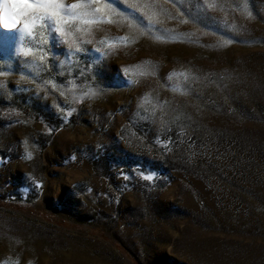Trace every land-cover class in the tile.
Here are the masks:
<instances>
[{
    "label": "rangeland",
    "instance_id": "1",
    "mask_svg": "<svg viewBox=\"0 0 264 264\" xmlns=\"http://www.w3.org/2000/svg\"><path fill=\"white\" fill-rule=\"evenodd\" d=\"M105 2L136 27L94 25L71 59L51 28L22 44L0 29V264H264V0ZM42 32L33 79L41 53L14 52ZM125 35L89 74L95 42ZM142 61L156 74L127 86L122 69ZM173 70L192 73L187 94L170 90ZM53 77L103 91L65 117L70 96L37 92ZM144 93L162 105L148 119Z\"/></svg>",
    "mask_w": 264,
    "mask_h": 264
},
{
    "label": "snow or ice",
    "instance_id": "2",
    "mask_svg": "<svg viewBox=\"0 0 264 264\" xmlns=\"http://www.w3.org/2000/svg\"><path fill=\"white\" fill-rule=\"evenodd\" d=\"M130 7H136L135 4L129 5ZM209 8L215 7L214 4H208ZM120 16L121 20L128 23L130 28L136 26L122 17L120 13L105 0H75L71 4H66L65 0H0V29L7 31H17L20 37V43L22 44L26 37H33L34 29L37 25L41 29L47 31L49 28L56 34L58 40L67 45L68 58L77 53L83 52L84 45L92 44L94 41L91 39L92 27L101 23H114L116 22L113 17ZM149 19L155 23L152 17ZM140 34L143 35L144 31L141 30ZM155 40H163V35L149 33ZM43 39L39 49H25L19 47L14 55H23L27 57L29 55L35 56L38 50L41 54L38 56L39 63L33 60L30 64L29 71L32 73V78L35 79L39 76V73L48 66L49 52L43 47L48 43L47 36L44 32L41 33ZM135 40L131 37L118 36L110 38H101L95 43L100 45L95 48L98 53V57L92 61L86 67V71L89 74L94 75L95 67L106 56L119 46H128L134 43ZM230 42V41H229ZM2 63V62H0ZM63 63V62H61ZM150 62L142 61L140 64L126 66L122 69L124 79L127 86H132L138 83L139 79L155 75V66L149 67ZM5 75V72L0 71V76ZM25 74H22V77ZM60 75H63L61 72ZM84 75V72L81 73ZM176 78V82L173 84V78ZM190 71H177L173 70L167 77L168 86L170 90L179 92L181 94H187L189 89L184 87L190 79H193ZM5 87L3 82H0V88ZM51 88L53 92H58L61 97L70 96L71 99L67 100L64 105H57L58 108L64 110L65 117L71 115L73 111H76L74 107L70 105L72 103L81 104L85 100H93L102 94V89L95 87L92 82L86 80L85 84L78 85L74 80L67 81L66 85L57 84L55 78H49L37 84V92L41 88L45 90L47 95V89ZM150 106V107H149ZM161 102L154 100L150 93H144L138 101L137 113L143 109L146 116L140 117L141 119H148L149 116L154 115L158 107H161ZM11 112L17 116L20 115L16 109H12ZM14 123H24L25 121H12ZM67 120L65 119V123ZM131 122V121H130ZM51 134L52 129L47 130ZM23 147V153L21 158L25 160H31L33 157V151L36 145L33 143L29 145L28 139L25 138L20 141ZM99 148L100 145H97ZM32 149V150H30ZM75 156L70 159L75 160ZM123 175V173H121ZM144 179L151 180V175L143 176ZM128 179V177H125ZM37 189L41 188V184L38 181H34Z\"/></svg>",
    "mask_w": 264,
    "mask_h": 264
}]
</instances>
